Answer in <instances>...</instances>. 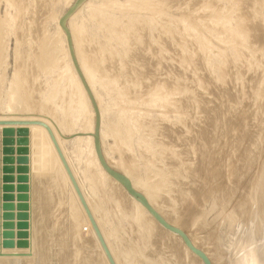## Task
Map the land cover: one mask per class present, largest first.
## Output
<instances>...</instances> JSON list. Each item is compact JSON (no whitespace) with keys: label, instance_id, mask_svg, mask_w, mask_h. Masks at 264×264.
I'll list each match as a JSON object with an SVG mask.
<instances>
[{"label":"rangeland","instance_id":"rangeland-1","mask_svg":"<svg viewBox=\"0 0 264 264\" xmlns=\"http://www.w3.org/2000/svg\"><path fill=\"white\" fill-rule=\"evenodd\" d=\"M65 1L67 0H0V122L8 120L7 118L13 115L8 112L6 106L8 102V95L11 92H14V88L15 92L16 90L18 91V97H21L22 100H20V108H24L25 111L27 110L26 112H28L29 109L28 113L24 114L23 110L22 112L17 113L18 118H20L21 121L31 117L39 119L41 115L36 112V110L39 111L40 107L45 106V109H47L48 105L51 108H55L54 110L56 112L59 111L57 112V115L61 120L64 115V113L62 115V109L65 106L66 108L63 110H68V107L71 108V102L74 97L72 94L73 90L67 83H65V81L67 82L66 78L68 74L64 73L65 68H68V61L65 58L63 59V54L58 50L59 48H57L58 45L56 46L52 42H47L48 44L45 42V45L42 46L44 41H41L43 40V37L49 38L48 36L51 37L54 35L57 31V26H59L60 18L77 0H70L72 3L70 2L71 4L68 7H65V4L69 3V0L67 2ZM87 1L88 0H83L81 5L85 4ZM148 1L149 0H142L137 4L139 7L143 8H138L137 5L135 8V4L132 5L133 8H130L129 6L127 7V0H89L90 5L94 8L96 7V10L89 14L87 12L88 10L84 7L78 16V22H81L80 24H82L83 30H81L83 33H81L83 40L81 43H83L85 48H82L85 52L83 54L85 57L87 55V61L89 56L90 58L92 57L91 60L93 58L96 59H93V62L89 59V62L92 65L89 62L88 63L91 65H89L90 68H92L95 63L92 71L95 73L93 77L96 91L101 100L102 106L107 110L105 123L109 126L107 131L108 136H106L105 139L103 138V141L101 142L103 146L100 144L103 148V152L110 160L116 161L117 163L119 161L122 168H126L127 166L128 170H131V173H133V179L140 182V184H145V186L149 187L148 189H152V192L154 191L156 195L159 194L158 201L162 200L161 203H164L162 208L164 210L166 209V212L169 213L173 210L171 213L172 215L167 214L172 216V219L175 218V221L178 216L177 223L179 222L184 231H187L188 229L189 235L196 241L198 246L201 247V245L198 244L201 243V248L203 250L206 248L207 252L211 246L212 249L214 248V250L210 249L208 253L211 254L210 256L213 259H217L218 261L219 259L221 260L220 263L217 260L214 261V264H221V262L222 264H232L238 257L240 258L237 260L241 259L240 261L246 262L243 264H264V33H262L264 31V0H179L180 2L178 0H174L175 2L172 0H150L152 1H149L150 3ZM230 1H232L233 4ZM144 2H146V4H143ZM43 5L44 7H41ZM81 5L79 7H81ZM117 5H120V7ZM142 5H145V7ZM245 5L248 6L246 7ZM146 7L149 8L146 10ZM161 8L164 10H161ZM234 8L237 9L235 10ZM125 9H129L131 13L129 10L125 11ZM136 9L137 13H135ZM161 11H163V13ZM240 13L243 14L241 15ZM194 14H196V16H194ZM190 15L193 19H191ZM53 16L58 17L57 23L55 22V18ZM181 16H186L187 18L183 17L184 19H182ZM225 19L228 21H225ZM259 20L261 25L260 22H258ZM37 21H39L41 25ZM190 21H193L194 25ZM180 22L183 25H180ZM227 24L229 25V29ZM102 25L105 26L103 27ZM255 25H257V27H255ZM195 26L196 28L194 29L197 32L194 31V29L190 30V28ZM157 27L159 29H157ZM15 28L18 29L16 30ZM239 33L242 34L241 38ZM83 35L85 36L83 37ZM106 41L110 42L108 43ZM49 44H52V47ZM53 44L55 45V48ZM141 44L146 48H144ZM146 44H149L147 45L148 47ZM185 45L187 47H185ZM91 48H93V50H91ZM52 49L54 53L51 52ZM106 49H108V51ZM39 51L40 53H45H41L43 54V63L41 64L38 62V65L36 62L38 61L37 58H39V55L42 56ZM132 53L134 55H132ZM94 54L96 56H94ZM68 57L71 63L69 53ZM104 58L108 60H105ZM112 58H114L113 61H111ZM200 59L203 60L204 63ZM51 64H53V66ZM17 65H21V67L19 66L21 70L17 67ZM187 65L188 67H186ZM96 66L98 70L96 69ZM228 67H231V69ZM98 72H100V75ZM114 72L117 74L115 75ZM251 72L252 74H250ZM228 73H230V75ZM36 74L38 75L36 76L37 78L34 77ZM61 74L63 77H59ZM104 75L106 77H109L110 75L111 78H106ZM260 75H262L263 78H260ZM186 76L190 77L187 78ZM131 77L134 78L132 79ZM166 77L168 79H166ZM32 78L33 80H31ZM129 79H131L134 83H132L131 80L129 81ZM38 83L40 84L37 85ZM216 83L219 84L217 85ZM107 84L108 86H106ZM63 85L68 86L63 87ZM39 86L42 89H40ZM126 88L127 90H125ZM155 88H157V90ZM252 88H254V90ZM36 89L37 92L38 90L39 92L41 90V93L36 94ZM218 89L220 91H218ZM65 90L68 94L66 95L67 99L66 97L64 98ZM121 90L124 93H122ZM57 91H59V93L52 98L53 100L50 99L48 101L47 99V102L44 104L46 98L52 96V93ZM247 93L250 94L247 95ZM34 95L37 96V99ZM25 97L29 100H25ZM70 97L72 99H70ZM173 103L174 107L172 105ZM40 104H43L44 106H41ZM72 115L75 116V113H72ZM87 116V114L79 116L77 123H80L82 119ZM261 117L263 121H261ZM13 128L14 127H11L10 130H0V264H73L74 262V264H102L101 262L103 261L99 258L98 252L95 250L96 247L94 248L95 245L90 242L91 240L88 236L89 231H86V226H82V222H77L78 217L80 218V216H78L79 214L77 212L76 213L78 215H76L75 211L71 208L73 207V204L71 205L72 202L69 200L70 195L68 190L63 188L65 186H63L62 180L54 174L53 175L56 178L52 176V179L54 178L52 182L49 179L51 174L49 175L50 172L48 171L46 165L48 160L46 155L41 154V152L44 153L42 151L43 140L38 137V140L37 138H34V142H32L33 140H30L29 133L27 131L20 130L19 128L13 130ZM114 129H116V131L118 130L117 133L120 135L117 134ZM159 133L161 134L159 135ZM257 133L261 135H258ZM74 138L75 135H70L68 139L65 138V152L73 165V168H75V170L77 169L76 171L78 173L79 180L82 181L85 192L90 193V189H96V186H94L92 182L88 181L89 172L91 171V166L87 164V160H85L88 158V149H85V143L77 144ZM38 142L41 143L39 144ZM43 158L45 160H43ZM133 161L135 163H133ZM172 162L174 163L172 164ZM133 166H135V168ZM54 180H57L56 183ZM51 183L52 186L50 185ZM102 183L101 188H97V191H95L96 195L93 199L96 203H98V209L100 210L101 208L102 210H98V215L103 218V230L105 232H109V243L115 252H118V255L120 254L119 251L121 252L119 255L120 257H118L119 259L121 258L120 260L123 261H121L123 264L125 261H129V264H157V262L158 264H173V261L175 264H184V261L185 264H196V262L192 260L191 257L186 255L184 251V253H181L182 249L170 236L168 237L163 235V237H158L162 234L154 232V229H151L152 233L149 232L148 234L146 229L140 231V229L136 227V224H133V221L128 217H124V219V208L122 209L124 205L120 204V207L118 205V203L122 202V197L119 196L118 193L111 192V189L105 185V181ZM55 185H57L56 188L58 187L59 191L55 188ZM154 188L157 191L153 190ZM100 189L102 191H100ZM115 194L117 197H120L118 200L117 197L114 196ZM117 201L119 202L117 203ZM261 201L263 203H261ZM161 203L159 202L160 206ZM184 203L187 207H185L186 205ZM67 205L71 206L68 207ZM112 208L114 210H112ZM99 213H101V215ZM186 213L189 214L186 215ZM65 214L67 217L64 216ZM74 215L78 216L76 217L77 220ZM195 216H197V218ZM232 218L234 220H232ZM199 220L200 225L198 223ZM189 222L192 223L189 224ZM194 222H197V224ZM182 224L185 225V227ZM194 225L198 226L196 227ZM135 231L139 232V234H136ZM141 233L145 236L143 237ZM155 233L158 235L156 237L159 242L156 240ZM191 234H198L196 235L198 237L202 236L200 237L201 239H199L196 238L195 235L193 236ZM85 235L89 238H86ZM165 238L170 239L168 241ZM86 240L90 241L87 242ZM144 241L146 242L144 243ZM169 242H171V245L172 242L175 244L177 243V246L173 243L174 246L171 248ZM235 252H237V255ZM255 253H258V255ZM216 254L219 259L216 256H213ZM234 254L235 256H233ZM244 254L247 255L248 261L242 260L246 259ZM176 255L178 256L177 259L175 258L177 257ZM220 255H222V257H220ZM249 255L250 257H253V259L250 258ZM231 257H236V259ZM190 260L194 262H190Z\"/></svg>","mask_w":264,"mask_h":264},{"label":"bare ground","instance_id":"bare-ground-1","mask_svg":"<svg viewBox=\"0 0 264 264\" xmlns=\"http://www.w3.org/2000/svg\"><path fill=\"white\" fill-rule=\"evenodd\" d=\"M41 1V0H40ZM42 1H44V0H42ZM45 1H47V0H45ZM59 1V0H58ZM64 1V0H63ZM68 1V0H67ZM67 1H65V2H67ZM140 1H142V0H139V1H135V0H127V7L129 6L130 8H133V6L132 5H134V7L140 2ZM144 1H147V0H144ZM150 1V0H149ZM148 1V2H149ZM153 1V0H152ZM152 1H150V2H152ZM172 1H174V0H172ZM171 1V2H172ZM179 1V0H178ZM186 1V0H185ZM205 1V0H204ZM227 1H229V0H227ZM227 1H225V2H227ZM240 1V0H239ZM261 1V0H260ZM72 3V1H70L69 0V3H67V4H65V7L67 6H69L71 3ZM147 2V3H148ZM149 2V3H150ZM161 2V1H160ZM175 2V1H174ZM173 2V3H174ZM180 2V1H179ZM224 2V1H223ZM231 3H232V1H230ZM235 2V1H234ZM242 2V1H241ZM249 2V1H248ZM53 3V2H52ZM109 3V2H108ZM113 3V2H112ZM170 3V2H169ZM168 3V4H169ZM228 3V2H227ZM237 3V2H236ZM263 3V2H262ZM125 4V3H124ZM143 4H146V2H144ZM155 4H157V3H155ZM161 4V3H160ZM233 4V3H232ZM246 4V3H245ZM247 4H249V3H247ZM101 5V4H100ZM104 5V4H103ZM106 5V4H105ZM113 5H116V4H113ZM140 5V4H139ZM164 5V4H163ZM173 5V4H172ZM181 5V4H180ZM226 5V4H225ZM112 6V5H111ZM118 6V5H117ZM125 6V5H124ZM138 6V5H137ZM136 6V7H137ZM142 6H144L145 7V5H142ZM147 6H148V4H147ZM150 6H152V5H150ZM159 6H162V5H159ZM165 6V5H164ZM182 6V5H181ZM232 6V5H231ZM246 6V5H245ZM248 6V5H247ZM246 6V7H247ZM258 6V5H257ZM263 6V5H262ZM41 7H44V5L43 6H41ZM86 8V10H88L87 12L90 14L92 11H95L96 10V7L94 8V7H92L91 5H90V3H89V0L85 3V4H83V5H81V7H79L76 11H75V13H73V15H71L70 17H69V19H68V21H67V28H68V30H69V32H70V34H71V38H72V42H73V48H74V51H75V56H76V59H77V62H78V64H79V68H80V70H81V72H82V74H83V77H84V79H85V81L87 82V85L89 86V89L91 90V93L93 94V96H94V98H95V101H96V103H97V106H98V108H99V112H100V130H99V139H100V144H101V142L103 141V138L105 139V137L106 136H108L107 135V131H108V128H109V126L105 123V117H106V109L102 106V104H101V100H100V98H99V96H98V93H97V91H96V87H95V82H94V77H93V75L95 74L94 73V71H92L93 69V66L95 65V63H94V65L92 66V68H90V66L92 65L90 62H89V59L91 60V58H90V56L88 57L89 59H88V61L86 60L87 59V55H86V57L84 56V54L83 53H85L84 52V50H82V48H84V45H83V43H81V42H83V40H82V32H81V30H82V24H80L79 22H78V16L80 15V13H81V11H82V9L83 8ZM103 7V6H102ZM105 7V6H104ZM109 7H110V5H109ZM108 7V8H109ZM118 7H120V5L118 6ZM135 7V8H136ZM173 7H174V5H173ZM238 7V6H237ZM240 7H242V6H240ZM246 7H245V9H246ZM98 8H99V6H98ZM106 8V7H105ZM111 8V7H110ZM138 8H143V7H139L138 6ZM137 8V9H138ZM149 8V7H148ZM147 7L145 8L146 10L148 9ZM157 8H158V5H157ZM156 8V9H157ZM160 8V7H159ZM164 8V7H163ZM163 8H161V10H164ZM166 8V7H165ZM193 8V7H192ZM209 8V7H208ZM226 8V7H225ZM231 8V7H230ZM258 8V7H257ZM33 9V8H32ZM100 9H102V8H100ZM137 9H136V12L135 13H137ZM152 9V8H151ZM154 9H155V7H154ZM171 9V8H170ZM175 9H177V8H175ZM189 9H191V8H189ZM203 9V8H202ZM235 10L237 9V8H234ZM238 9H240V8H238ZM244 9V10H245ZM263 9V8H262ZM46 10H47V7H46ZM106 10V9H105ZM127 10H129V9H127ZM126 9H125V11H127ZM135 10V9H134ZM139 10V9H138ZM142 10V9H141ZM159 10V9H158ZM192 10V9H191ZM230 10V9H229ZM98 11V10H97ZM117 11V10H116ZM119 11V10H118ZM130 11V10H129ZM193 11V10H192ZM207 11V10H206ZM221 11V10H220ZM224 11V10H223ZM252 11V10H251ZM260 11V10H259ZM26 12V11H25ZM43 12V11H42ZM47 12V11H46ZM100 12V11H99ZM123 12V11H122ZM159 12V11H158ZM157 12V13H158ZM162 13H163V11H161ZM199 12V11H198ZM216 12V11H215ZM229 12V11H228ZM241 12V11H240ZM248 12V11H247ZM130 13H131V11H130ZM140 13H142V12H140ZM182 13V12H181ZM184 13V12H183ZM211 13H213V12H211ZM225 13V12H224ZM47 14V13H46ZM161 14V13H160ZM180 14V13H179ZM191 14H192V12H191ZM198 14V13H197ZM230 14V13H229ZM241 14V13H240ZM243 14V13H242ZM241 14V15H242ZM250 14V13H249ZM260 14V13H259ZM44 15H45V13H44ZM43 15V16H44ZM154 15V14H153ZM182 15V14H181ZM211 15V14H210ZM213 15V14H212ZM216 15H217V13H216ZM215 15V16H216ZM226 15V14H225ZM228 15V14H227ZM34 16V15H33ZM50 16H52V15H50ZM138 16V15H137ZM156 16V15H155ZM191 16V15H190ZM194 16H196V14H194ZM207 16V15H206ZM238 16V15H237ZM249 16V15H248ZM255 16V15H254ZM39 17V16H38ZM42 17V16H41ZM49 17V16H48ZM54 17V16H53ZM52 17V18H53ZM151 17H153V16H151ZM182 17V16H181ZM183 17H186V16H183ZM182 17V19H184ZM211 17V16H210ZM219 17V16H218ZM251 17V16H250ZM30 18V17H29ZM55 19V22L57 23V21H58V17H54ZM89 18V17H88ZM157 18V17H156ZM165 18V17H164ZM163 18V19H164ZM187 18V17H186ZM196 18V17H195ZM227 18V17H226ZM239 18V17H238ZM262 18V17H261ZM44 19H46V18H44ZM89 19H91V18H89ZM191 19H193L192 18V16H191ZM190 19V20H191ZM210 19H213V18H210ZM218 19H220V18H218ZM224 19V18H223ZM47 20V19H46ZM96 20H97V18H96ZM206 20V19H205ZM230 20V19H229ZM246 20V19H245ZM249 20H251V19H249ZM98 21V20H97ZM96 21V22H97ZM162 21V20H161ZM183 21V20H182ZM188 21H189V17H188ZM214 21V20H213ZM216 21H217V19H216ZM225 21H228V20H226L225 19ZM254 21V20H253ZM38 23H39V21H37ZM36 22V23H37ZM95 22V21H94ZM125 22V21H124ZM165 22V21H164ZM167 22V21H166ZM186 22V21H185ZM191 22V21H190ZM203 22V21H202ZM208 22V21H207ZM220 22H221V20H220ZM255 22V21H254ZM258 22H260V20L258 21ZM192 24H193V21L191 22ZM191 23H190V26H191ZM247 23V22H246ZM252 23V22H251ZM40 24V23H39ZM96 24V23H95ZM100 24V23H99ZM98 24V25H99ZM105 24V23H104ZM179 24V23H178ZM182 23L180 22V25H181ZM187 24H189V23H187ZM205 24V23H204ZM210 24V23H209ZM224 24H225V22H224ZM240 24V23H239ZM255 24H257V23H255ZM41 25V24H40ZM138 25V24H137ZM174 25V24H173ZM183 25V24H182ZM194 25V24H193ZM195 25H197V24H195ZM218 25H219V22H218ZM228 25V24H227ZM226 25V26H227ZM236 25V24H235ZM243 25V24H242ZM257 25H259V24H257ZM257 25H255V27H257ZM260 25H261V22H260ZM264 25V24H263ZM103 27L105 26V25H102ZM108 26H109V23H108ZM136 26V25H135ZM166 26V25H165ZM221 26H222V24H221ZM140 27H141V25H140ZM176 27V26H175ZM187 27L189 28V26L187 25ZM208 27V26H207ZM244 27V26H243ZM13 28V27H12ZM108 28V27H107ZM121 28V27H120ZM137 28V27H136ZM163 28V27H162ZM178 28H179V26H178ZM177 28V29H178ZM194 28H196V26L195 27H192V28H190V30H192V29H194ZM199 28V27H198ZM209 28V27H208ZM215 28H217V27H215ZM236 28V27H235ZM258 28H260V27H258ZM257 28V29H258ZM16 30L18 29V28H15ZM41 29V28H40ZM103 29V28H102ZM118 29V28H117ZM133 29V28H132ZM157 29H159L158 27H157ZM164 29V28H163ZM185 29V28H184ZM228 29H229V25H228ZM231 29V28H230ZM238 29V28H237ZM249 29V28H248ZM251 29V28H250ZM257 29H255V30H257ZM25 30V29H24ZM37 30V29H36ZM104 30V29H103ZM125 30V29H124ZM165 30V29H164ZM178 30H180V29H178ZM219 30V29H218ZM225 30V29H224ZM83 31V30H82ZM109 31V30H108ZM122 31V30H121ZM142 31V30H141ZM141 31H139V32H141ZM194 31H196L195 29H194ZM193 31V32H194ZM235 31V30H234ZM243 31V30H242ZM253 31V30H252ZM259 31V30H258ZM261 31V30H260ZM23 32V31H22ZM36 32V31H35ZM40 32V31H39ZM107 32V31H106ZM116 32V31H115ZM123 32V31H122ZM158 32H159V30H158ZM163 32V31H162ZM162 32H161V34H162ZM197 32V31H196ZM232 32V31H231ZM230 32V33H231ZM237 32V31H236ZM254 32V31H253ZM252 32V33H253ZM255 32H257V31H255ZM17 33V32H16ZM25 33V32H24ZM82 33V34H81ZM118 33V32H117ZM136 33V32H135ZM142 33V32H141ZM190 33H192V32H190ZM227 33H228V30H227ZM235 33V32H234ZM242 33V32H241ZM258 33V32H257ZM262 33H264V31L262 32ZM40 34V33H39ZM129 34V33H128ZM132 34V33H131ZM139 34V33H138ZM193 34V33H192ZM195 34V33H194ZM240 34V33H239ZM249 34V33H248ZM42 35V34H41ZM122 35V34H121ZM141 35V34H140ZM144 35H145V33H144ZM186 35V34H185ZM188 35V34H187ZM190 35V34H189ZM241 35L242 34H240V38H241ZM253 35H254V33H253ZM264 35V34H263ZM85 35H83V37H84ZM153 36V35H152ZM163 36H165V35H163ZM170 36V35H169ZM196 36V35H195ZM26 37V36H25ZM39 37V36H38ZM43 37V36H42ZM49 38H46V37H43V40H41L40 38V40L41 41H44V44L42 45V46H44L45 45V42L47 43V42H52V43H54L56 46L58 45V47L57 48H59L58 50L63 54V59L65 58V59H67V61H68V68H65V70H64V73L66 74H68V76H67V78H66V80H67V82L65 81V83H67L68 85H69V87H71L72 88V94H73V100H72V105H71V108L70 107H68V110H63L64 108H66V106L64 107V105H63V109H62V115H63V113H64V117L62 116V118H61V120L59 119V117H58V113L57 112H59V111H55L54 109L55 108H51V107H49V105H48V107H47V109H45V107H40L39 108V111L38 110H36V112H38L40 115H41V117L39 118V119H35V118H33V117H31V118H28V119H26V120H22L21 121V119L20 118H18V114L17 113H20V112H22V110L24 111V114L25 113H28L29 112V109H28V112H26L25 110H24V108L23 109H21L20 107H21V105H20V102L22 101L21 100V97L19 98L18 97V91L16 90V92H15V88H14V92H11L9 95H8V99H7V109H8V112L9 113H11V114H13L11 117H9V118H7L8 120H4V122H0V123H13V122H18V123H30L31 125H26V126H24V127H22V126H6V125H3V126H0V130H3V129H5V130H10V128L11 127H14L13 128V130L14 129H20V130H24V131H27L28 133H29V137H30V140L32 141V142H34V138H37V140L39 139L38 137H40L42 140H43V149H42V151L44 152V153H42L41 152V154L42 155H46V157H47V169H48V171L50 172H48L49 173V175L51 174V177L49 178L50 179V181L52 182L53 181V179L54 178H56L54 175H56V176H58L61 180H62V182H63V186H65V187H63V188H66L67 190H68V193H69V195H70V201L72 202L71 203V205L73 206V207H71L72 209H73V211H75V213H76V215H78V216H80V218L78 217V216H76V215H74L75 216V219H76V217H78V221L77 222H82V226H86V231L88 230L89 232H88V236L90 237V240H88V241H90L91 242V244L93 243L95 246H94V248L96 247V251L98 252V256H99V258H101L102 260L101 261H103V262H101L102 264H108V261L106 260V258H105V255H104V252H103V250H102V248H100L101 246L99 245L98 246V241H97V239H96V237H95V234H93L92 233V231L93 230H91L92 229V227H91V225H90V223H89V221H87L88 219H87V217H86V215H85V213H84V211H83V208H82V206H81V204H80V202H79V200H78V198H77V196H76V194H75V192H74V190H73V188H72V186H71V184H70V181H69V179H68V177H67V175H66V173H65V171H64V169H63V167H62V165H61V162H60V160H59V157H58V155H57V152H56V150H55V148H54V146H53V143H52V141H51V138H50V136H49V134H48V132H47V130L42 126V125H45L46 127H48L49 129H50V131H51V133H52V135H53V137H54V139H55V141H56V143H57V145H58V148L60 149V151H61V153H62V155H63V157H64V159H65V161H66V163H67V165H68V167H69V169H70V171H71V173H72V175H73V177H74V179H75V181H76V183H77V185H78V187H79V190L81 191V194L83 195V198H84V200H85V202H86V204H87V207L89 208V211L91 212V215H92V217H93V219H94V221H95V223H96V225H97V227H98V229H99V231H100V233H101V235H102V237H103V240H104V242H105V244H106V246H107V248H108V250H109V252H110V254H111V256H112V258H113V261L115 262V264H123L122 262V260H120L119 259V255L121 254V252L119 251V255H118V252H115V250L113 249V247L110 245V243H109V236H110V234H109V232H105L104 230H103V225H104V221H103V218L101 217V216H99L98 215V203H96L95 201H94V199H93V197L96 195V193H95V191H97V188L99 189V188H101V185L103 184L102 182L103 181H105V185H107V187H109V189H111V192H113V193H118L119 194V196H121L122 198V202H120V203H118L119 201H120V199H119V201H117V203H118V205H119V207H120V204L121 205H124L123 207H122V209H123V213H124V215L125 216H123V218L125 217H128L130 220H132L133 221V224L135 223L136 224V227L138 228V229H140V231L141 230H144V229H146L147 230V233L149 234V232L150 233H152V230L154 229V232H158L159 234H162V235H156V233H155V237L156 236H158V237H163V235H166V236H170L171 238H173L174 240H175V242H177L178 243V246H180V248L182 249V252L181 253H184L185 252V254L186 255H188L189 257H191V259L192 260H194L195 262H196V264H203L202 262H201V260L199 259V258H197L196 256H194L193 254H191L188 250H187V248L183 245V243H182V241H181V239L180 238H178L177 236H175V235H173V234H171V233H169V232H167V231H165V230H163L154 220H153V218L144 210V208L140 205V203L139 202H137L136 200H134L133 198H131L126 192H125V190L123 189V187H121V185L118 183V182H116L115 180H113L112 178H110L104 171H103V169L101 168V166H100V164H99V162H98V160H97V157H96V154H95V151H94V146H93V139H92V137H91V135L93 134V112H92V110H91V107H90V104H89V101H88V99H87V96H86V94H85V92H84V90H83V88H82V86H81V83H80V81H79V79H78V77L76 76V74H75V72H74V70H73V68H72V66H71V63H70V60H69V57H68V53H67V49H66V43H65V38H64V35H63V33L61 32V30H60V28H59V26H57V31L54 33V35L53 36H48ZM141 37H143V36H141ZM171 37V36H170ZM192 37V36H191ZM249 37V36H248ZM126 38H127V36H126ZM144 38V37H143ZM166 38V37H165ZM237 38H239V37H237ZM106 39V38H105ZM131 39V38H130ZM146 39V38H145ZM161 39V38H160ZM235 39V38H234ZM243 39H244V37H243ZM259 39V38H258ZM31 40V39H30ZM39 40V41H40ZM85 40H86V38H85ZM125 40V39H124ZM155 40V39H154ZM165 40V39H164ZM174 40V39H173ZM181 40V39H180ZM185 40V39H184ZM238 40H240V39H238ZM246 40H248V39H246ZM89 41V40H88ZM133 41V40H132ZM162 41V40H161ZM168 41V40H167ZM242 41V40H241ZM23 42V41H22ZM106 42H110V41H106ZM134 42L136 43V41L134 40ZM147 42V41H146ZM157 42V41H156ZM162 42H164V41H162ZM188 42V41H187ZM186 42V43H187ZM200 42V41H199ZM198 42V43H199ZM238 42V41H237ZM84 43H85V41H84ZM93 43V42H92ZM98 43V42H97ZM113 43V42H112ZM126 43V42H125ZM158 43V42H157ZM176 43V42H175ZM203 43H204V41H203ZM235 43V42H234ZM240 43H242V42H240ZM239 43V44H240ZM246 43V42H245ZM40 44V43H39ZM48 44V43H47ZM53 44V46H54V48H55V45ZM134 44V43H133ZM163 44H165V43H163ZM184 44V43H183ZM194 44V43H193ZM247 44V43H246ZM254 44V43H253ZM22 45V44H21ZM49 45H51V47H52V44H49ZM83 45V46H82ZM88 45V44H87ZM90 45H92V44H90ZM95 45V44H94ZM116 45V44H115ZM142 45V44H141ZM140 45V46H141ZM147 45H149V44H146V46ZM179 45V44H178ZM201 45H203V44H201ZM236 45V44H235ZM241 45V44H240ZM249 45V44H248ZM247 45V46H248ZM41 46V47H42ZM144 48H146L144 45H142ZM156 46V45H155ZM163 46V45H162ZM198 46H200V45H198ZM205 46V45H204ZM237 46V45H236ZM239 46V45H238ZM241 46H243V45H241ZM30 47V46H29ZM34 47H35V45H34ZM48 47V46H47ZM89 47V46H88ZM127 47V46H126ZM148 47V46H147ZM152 47V46H151ZM151 47H150V49H151ZM164 47V46H163ZM174 47V46H173ZM185 47H187L186 45H185ZM192 47V46H191ZM258 47V46H257ZM44 48H46V47H44ZM56 48V49H57ZM95 48V47H94ZM110 48V47H109ZM142 48V47H141ZM179 48H180V46H179ZM200 48V47H199ZM246 48V47H245ZM250 48V47H249ZM261 48V47H260ZM39 49V48H38ZM43 49V48H42ZM42 49H40V50H42ZM47 49V48H46ZM55 49V50H56ZM85 49V48H84ZM134 49V48H133ZM139 49V48H138ZM149 49V50H150ZM154 49V48H153ZM191 49V48H190ZM248 49V48H247ZM255 49H257V48H255ZM35 50V49H34ZM44 50V49H43ZM91 50H93V48H91ZM100 50V49H99ZM107 51H108V49H106ZM114 50V49H113ZM136 50V49H135ZM146 50V49H145ZM166 50V49H165ZM253 50V49H252ZM45 51V50H44ZM49 51H51V50H49ZM58 51V52H59ZM116 51V50H115ZM124 51H126V50H124ZM130 51V50H129ZM129 51H127V52H129ZM139 51H141V50H139ZM190 51V50H189ZM193 51V50H192ZM264 51V50H263ZM51 52H53V49H52V51ZM56 52V51H55ZM93 52H95V51H93ZM100 52V51H99ZM132 52V51H131ZM147 52H149V51H147ZM153 52V51H152ZM152 52H150V53H152ZM159 52V51H158ZM203 52H205V51H203ZM236 52V51H235ZM254 52V51H253ZM38 53V52H37ZM39 53H40V51H39ZM41 53H45V52H41ZM40 53V54H41ZM54 53V52H53ZM92 53V52H91ZM112 53V52H111ZM113 53H114V51H113ZM124 53H126V52H124ZM142 53V52H141ZM178 53V52H177ZM182 53V52H181ZM180 53V54H181ZM88 54H90V53H88ZM104 54V53H103ZM147 54V53H146ZM179 54V53H178ZM250 54V53H249ZM42 56H38L39 58H37L38 59V61H36L37 62V64L39 65V63H43V59H42V57H43V54H41ZM45 55V54H44ZM54 55V54H53ZM101 55V54H100ZM99 55V56H100ZM127 55V54H126ZM132 55H134L133 53H132ZM197 55H199V54H197ZM203 55V54H202ZM206 55V54H205ZM244 55H246V54H244ZM251 55V54H250ZM32 56H34V55H32ZM48 56V55H47ZM55 56V55H54ZM94 56H96L95 54H94ZM98 56V55H97ZM112 56V55H111ZM140 56V55H139ZM147 56H148V54H147ZM162 56V55H161ZM186 56V55H185ZM223 56V55H222ZM253 56V55H252ZM25 57H26V55H25ZM106 57V56H105ZM110 57V56H109ZM181 57H182V55H181ZM193 57V56H192ZM34 58V57H33ZM36 58V57H35ZM96 58V57H95ZM99 58H101V57H99ZM103 58V57H102ZM121 58V57H120ZM135 58V57H134ZM140 58V57H139ZM157 58V57H156ZM166 58V57H165ZM179 58H180V56H179ZM178 58V59H179ZM183 58V57H182ZM181 58V59H182ZM243 58H245V57H243ZM261 58V57H260ZM26 59V58H25ZM59 59V58H58ZM94 59V58H93ZM92 59V60H93ZM105 59V58H104ZM110 59V58H109ZM113 59L114 58H112L111 59V61H113ZM116 59V58H115ZM228 59V58H227ZM246 59V58H245ZM16 60H17V58H16ZM20 60V59H19ZM18 60V61H19ZM91 60V62H93ZM94 60H96V59H94ZM98 60V59H97ZM99 60H101V59H99ZM105 60H108V59H105ZM157 60V59H156ZM164 60H166V59H164ZM192 60V59H191ZM201 60V59H200ZM199 60V61H200ZM224 60V59H223ZM249 60V59H248ZM264 60V59H263ZM202 62H203V60H201ZM225 61V60H224ZM227 61V60H226ZM258 61V60H257ZM29 62V61H28ZM39 62V63H38ZM53 62V61H52ZM91 64H89V63ZM97 62V61H96ZM144 62V61H143ZM154 62V61H153ZM161 62V61H160ZM184 62H186V61H184ZM192 62V61H191ZM196 62V61H195ZM208 62V61H207ZM232 62V61H231ZM235 62V61H234ZM251 62V61H250ZM46 63V62H45ZM48 63V62H47ZM51 63V62H50ZM61 63H62V61H61ZM98 63V62H97ZM114 63V62H113ZM204 63V62H203ZM202 63V64H203ZM225 63V62H224ZM228 63V62H227ZM22 64V63H21ZM32 64V63H31ZM58 64H60V63H58ZM190 64V63H189ZM27 65V64H26ZM49 65V64H48ZM52 66H53V64H51ZM62 65V64H61ZM90 65V66H89ZM100 65V64H99ZM105 65V64H104ZM107 65H108V63H107ZM115 65V64H114ZM186 65V64H185ZM196 65V64H195ZM229 65V64H228ZM232 65H234V64H232ZM250 65H252V64H250ZM264 65V64H263ZM263 65H261V66H263ZM20 67H21V65H19ZM19 66L17 65V67L19 68ZM29 66V65H28ZM27 66V67H28ZM31 66V65H30ZM125 66V65H124ZM169 66V65H168ZM180 66V65H179ZM198 66H199V64H198ZM202 66V65H201ZM206 66V65H205ZM60 67V66H59ZM110 67V66H109ZM112 67H114V66H112ZM186 67H188V65L186 66ZM233 67V66H232ZM259 67V66H258ZM31 68L33 69V67L31 66ZM41 68V67H40ZM43 68V67H42ZM45 68V67H44ZM58 68V67H57ZM111 68V67H110ZM109 68V69H110ZM157 68V67H156ZM182 68V67H181ZM191 68V67H190ZM202 68H203V66H202ZM207 68V67H206ZM229 68V67H228ZM17 69V68H16ZM20 70H21V68H19ZM30 69V68H29ZM31 69V70H32ZM51 69H52V67H51ZM96 69H97V66H96ZM101 69V68H100ZM104 69V68H103ZM108 69V70H109ZM114 69V68H113ZM124 69V68H123ZM133 69V68H132ZM200 69V68H199ZM221 69V68H220ZM229 69H231V67L229 68ZM233 69V68H232ZM263 69H264V67H263ZM38 70V69H37ZM98 70V69H97ZM111 70V69H110ZM126 70V69H125ZM159 70V69H158ZM179 70V69H178ZM177 70V71H178ZM196 70V69H195ZM223 70V69H222ZM237 70V69H236ZM261 70H262V68H261ZM19 71V70H18ZM36 71V70H35ZM104 71H107V70H104ZM113 71V70H112ZM121 71L123 72V70L121 69ZM185 71V70H184ZM192 71V70H191ZM227 71H228V69H227ZM43 72V71H42ZM194 72V71H193ZM19 73H21V72H19ZM19 73H18V75H19ZM28 73V72H27ZM100 72H98V74H99ZM107 73V72H106ZM109 73H110V71H109ZM108 73V74H109ZM115 73V72H114ZM183 73V72H182ZM191 73V72H190ZM200 73H202V72H200ZM204 73V72H203ZM259 73V72H258ZM34 74H35V72H34ZM37 74H39V73H37ZM35 75L34 77H36V76H38V75ZM117 73H115V75H116ZM160 74V73H159ZM227 74V73H226ZM229 75H230V73H228ZM236 74V73H235ZM250 74H252V72L250 73ZM255 74V73H254ZM16 75V74H15ZM31 75V74H30ZM46 75V74H45ZM100 75V74H99ZM98 75V76H99ZM101 75H102V73H101ZM113 75V74H112ZM189 75V74H188ZM191 75V74H190ZM206 75V74H205ZM224 75V74H223ZM233 75V74H232ZM17 76V75H16ZM20 76H22V75H20ZM29 76V75H28ZM59 76V75H58ZM97 76V77H98ZM105 76V75H104ZM175 76V75H174ZM185 76V75H184ZM207 76V75H206ZM261 77L260 78H263L262 77V75H260ZM15 77V76H14ZM59 77H63L62 76V74H61V76H59ZM100 77H102V76H100ZM106 77V76H105ZM108 77V76H107ZM106 77V78H107ZM109 77H110V75H109ZM108 77V78H109ZM114 77V76H113ZM179 77V76H178ZM187 77V76H186ZM185 77V78H186ZM188 77H190V76H188ZM187 77V78H188ZM199 77V76H198ZM204 77V76H203ZM229 77H231V76H229ZM259 77V76H258ZM18 78H19V76H18ZM17 78V79H18ZM21 78V77H20ZM29 78V77H28ZM37 78V77H36ZM53 78V77H52ZM55 78V77H54ZM56 78H57V76H56ZM111 78V77H110ZM132 78V77H131ZM134 78V77H133ZM132 78V79H133ZM136 78H137V76H136ZM144 78V77H143ZM201 78V77H200ZM60 79V78H59ZM148 79V78H147ZM166 79H168L167 77H166ZM182 79V78H181ZM192 79H193V77H192ZM204 79V78H203ZM234 79V78H233ZM232 79V80H233ZM255 79V78H254ZM253 79V80H254ZM16 80V79H15ZM29 80V79H28ZM31 80H33V78L31 79ZM54 80V79H53ZM57 80V79H56ZM97 80V79H96ZM106 80V79H105ZM112 80V79H111ZM131 79H129V81H130ZM139 80V79H138ZM186 80V79H185ZM188 80V79H187ZM202 80V79H201ZM212 80V79H211ZM219 80H220V77H219ZM229 80V79H228ZM132 81V80H131ZM192 81V80H191ZM205 81V80H204ZM225 81V80H224ZM251 81V80H250ZM258 81V80H257ZM39 82V81H38ZM100 82V81H99ZM102 82V81H101ZM107 82V81H106ZM112 82H113V80H112ZM126 82H127V78H126ZM141 82V81H140ZM186 82V81H185ZM214 82H215V80H214ZM219 82V81H218ZM33 83V82H32ZM103 83V82H102ZM132 83H134L133 81H132ZM131 83V84H132ZM137 83V82H136ZM188 83V82H187ZM224 83V82H223ZM232 83V82H231ZM252 83V82H251ZM13 84V83H12ZM35 84V83H34ZM40 83H38L37 85H39ZM104 84V83H103ZM112 84V83H111ZM111 84H110V86H111ZM116 84V83H115ZM195 84V83H194ZM208 84V83H207ZM217 84V83H216ZM219 84V83H218ZM217 84V85H218ZM16 85V84H15ZM14 85V86H15ZM24 85V84H23ZM29 85H32V84H29ZM68 85H66V86H64L63 85V87H67ZM114 85V84H113ZM127 85V84H126ZM137 85V84H136ZM170 85V84H169ZM173 85V84H172ZM183 85V84H182ZM196 85V84H195ZM201 85V84H200ZM264 85V84H263ZM12 86V85H11ZM13 86V87H14ZM17 86V85H16ZM19 86V85H18ZM35 86V85H34ZM98 86H100V85H98ZM106 86H108V84L106 85ZM161 86V85H160ZM167 86V85H166ZM184 87H186L185 85H183ZM209 86V85H208ZM216 86V85H215ZM260 86V85H259ZM262 86V85H261ZM12 87V88H13ZM113 87V86H112ZM121 87V86H120ZM123 87V86H122ZM130 87H131V85H130ZM134 87V86H133ZM132 87V88H133ZM136 87V86H135ZM138 87V86H137ZM153 87V86H152ZM163 87V86H162ZM175 87V86H174ZM197 87V86H196ZM210 87V86H209ZM18 88V87H17ZM36 88H38V87H36ZM39 88H40V86H39ZM111 88V87H110ZM114 88V87H113ZM128 88V87H127ZM127 88L125 89V90H127ZM131 88V89H132ZM143 88V87H142ZM173 88V87H172ZM187 88H189V87H187ZM25 89V88H24ZM23 89V90H24ZM40 89H42V88H40ZM44 89V88H43ZM156 90H157V88H155ZM182 89V88H181ZM186 89V88H185ZM194 89V88H193ZM253 90H254V88H252ZM260 89V88H259ZM22 90V91H23ZM33 90H35V89H33ZM32 90V91H33ZM103 90V89H102ZM111 90H112V88H111ZM110 90V91H111ZM123 90V89H122ZM122 90H121V92H122ZM174 90V89H173ZM187 90V89H186ZM185 90V91H186ZM201 90V89H200ZM203 90V89H202ZM206 90V89H205ZM210 90V89H209ZM249 90V89H248ZM63 91V90H62ZM175 91V90H174ZM178 91V90H177ZM218 91H220L219 89H218ZM233 91H234V89H233ZM10 92V91H9ZM25 92V91H24ZM31 92V91H30ZM43 92V91H42ZM155 92V91H154ZM235 92V91H234ZM244 92H245V90H244ZM36 94L37 93H41V90H40V92H39V90H38V92H37V89H36V92H35ZM34 93V94H35ZM57 93H59V91H57V92H53L52 93V96H50V97H47L46 98V100H45V102H44V104L47 102V99H48V101L50 100V99H52V98H54L56 95H57ZM65 96H64V98L66 97V99H67V96L66 95H68L67 94V92H66V90H65ZM119 93H120V91H119ZM122 93H124V92H122ZM219 93V92H218ZM246 93V92H245ZM253 93H254V91H253ZM33 94V93H32ZM35 94V95H36ZM131 94V93H130ZM193 94H194V92H193ZM201 94V93H200ZM211 94V93H210ZM248 94H250V93H247V95ZM34 95V97L37 99V96H35ZM64 95V94H63ZM71 95V94H70ZM198 95H199V93H198ZM204 95V94H203ZM212 95V94H211ZM210 95V96H211ZM243 95H245V94H243ZM261 95V94H260ZM21 96V95H20ZM124 96V95H123ZM128 96V95H127ZM131 96V95H130ZM186 96V95H185ZM188 96V95H187ZM194 96V95H193ZM192 96V97H193ZM200 96V95H199ZM214 96V95H213ZM24 97V96H23ZM28 97V96H27ZM218 97V96H217ZM226 97V96H225ZM236 97V96H235ZM119 98H121V97H119ZM194 98V97H193ZM214 98V97H213ZM212 98V99H213ZM222 98V97H221ZM246 98V97H245ZM255 98V97H254ZM24 99V98H23ZM26 99H28V98H26L25 97V100ZM38 99H39V97H38ZM70 99H72L71 97H70ZM126 99V98H125ZM192 99V98H191ZM196 99V98H195ZM238 99V98H237ZM263 99V98H262ZM21 100V101H20ZM29 100V99H28ZM27 100V101H28ZM53 100V99H52ZM51 100V101H52ZM65 100V99H64ZM186 100V99H185ZM201 100V99H200ZM222 100V99H221ZM235 100V99H234ZM247 100H248V98H247ZM252 100V99H251ZM255 100H257V99H255ZM44 101V100H43ZM103 101V100H102ZM128 101V100H127ZM195 101V100H194ZM205 101V100H204ZM63 102H65V101H63ZM175 102V101H174ZM179 102V101H178ZM186 102H188V101H186ZM192 102V101H191ZM218 102H220V101H218ZM252 102V101H251ZM23 103V102H22ZM49 103V102H48ZM184 103H185V101H184ZM204 103V102H203ZM41 105V104H40ZM55 105V104H54ZM65 105H67V104H65ZM173 105V107H174V103L172 104ZM188 105V104H187ZM194 105V104H193ZM192 105V106H193ZM249 105V104H248ZM41 106H44L43 104L41 105ZM56 106V105H55ZM114 106V105H113ZM38 107V106H37ZM178 107V106H177ZM186 107V106H185ZM187 107H189V106H187ZM197 107V106H196ZM195 107V108H196ZM203 107V106H202ZM219 107V106H218ZM232 107V106H231ZM36 108V107H35ZM183 108V107H182ZM230 108V107H229ZM188 109V108H187ZM193 109V108H192ZM231 109V108H230ZM229 109V110H230ZM235 109V108H234ZM172 110V109H171ZM185 110V109H184ZM218 110V109H217ZM219 110H220V108H219ZM248 110V109H247ZM34 111V110H33ZM178 111V110H177ZM225 111V110H224ZM192 112V111H191ZM196 112V111H195ZM194 112V113H195ZM199 112V111H198ZM250 112V111H249ZM72 113H75V116H73L72 115ZM179 113V112H178ZM185 113V112H184ZM218 113V112H217ZM220 113V112H219ZM37 114V113H36ZM66 114V115H65ZM88 115L87 117H84L83 119H82V121L80 122V123H77V120H78V118H79V116H81V115ZM198 114V113H197ZM201 114V113H200ZM190 115V114H189ZM191 115H192V113H191ZM70 116V117H69ZM122 116H124V115H122ZM201 116H202V114H201ZM76 117V118H75ZM83 117V116H82ZM11 118V119H10ZM19 119V120H14V119ZM131 118V117H130ZM126 119V118H125ZM124 119V120H125ZM197 119V118H196ZM120 120V119H119ZM261 121H263L262 120V117H261ZM260 121V122H261ZM128 122V121H127ZM109 123V122H108ZM184 123V122H183ZM39 124V125H38ZM40 124H42V125H40ZM179 124H182V123H179ZM186 125V124H185ZM117 126H118V124H117ZM180 126V125H179ZM156 127V126H155ZM164 127V126H163ZM118 128V127H117ZM161 128H162V126H161ZM169 128V127H168ZM125 129V128H124ZM157 129V128H156ZM179 129V128H178ZM12 130V129H11ZM113 130V129H112ZM115 130V132L117 133V131H116V129H114ZM130 130V129H129ZM163 130V129H162ZM261 130H262V128H261ZM155 131V130H154ZM160 132H162L161 130H159ZM158 131V132H159ZM177 131V130H176ZM114 132V131H113ZM112 132V133H113ZM115 132H114V134H115ZM169 132V131H168ZM110 133V132H109ZM170 133V132H169ZM169 133H167V134H169ZM185 133V132H184ZM117 134H119V133H117ZM155 134V133H154ZM161 133H159V135H160ZM258 134V133H257ZM70 135H75V142L77 143V144H80V143H85V145H86V148L85 149H88V158L87 159H85V160H87L86 162H87V164H89L90 166H91V171L89 172L90 174H89V180L88 181H90V182H92V184L94 185V186H96V189H90L91 191H90V193H86L85 192V190H84V187H83V183H82V181H80L79 180V177H78V173H77V169L75 170V168H73V165L71 164V162H70V160H69V158H68V156H67V154H66V152H65V144L64 143H66V141H65V138H67L68 139V137L70 136ZM112 135V134H111ZM110 135V136H111ZM120 135V134H119ZM159 135H156V136H159ZM184 135V134H183ZM258 135H261V134H258ZM165 136V135H164ZM167 136V135H166ZM169 136V135H168ZM171 136V135H170ZM28 137V138H29ZM154 138V137H153ZM171 138V137H170ZM245 138V137H244ZM74 139H73V141H74ZM128 140H130L129 138H127ZM169 139V138H168ZM179 139V138H178ZM259 139V138H258ZM264 139V138H263ZM37 140H35V141H37ZM170 140V139H169ZM40 141V140H39ZM143 141V140H142ZM157 141H159V140H157ZM164 141V140H163ZM260 141H263V140H260ZM169 142V141H168ZM178 142V141H177ZM39 143V142H38ZM41 143V142H40ZM39 143V144H40ZM76 143H75V146H76ZM159 143V142H158ZM160 143H161V141H160ZM159 143V144H160ZM252 143V142H251ZM38 144V145H39ZM142 144V143H141ZM164 144V143H163ZM258 144V143H257ZM33 145V144H32ZM102 145V144H101ZM100 145V146H101ZM176 145V144H175ZM181 145V144H180ZM33 146H35V145H33ZM32 146V147H33ZM80 146V145H79ZM103 146V145H102ZM102 146H101V152H102V155H103V157H104V159H105V161H106V163L109 165V167L110 168H112L113 170H115V171H117V172H119V173H121V174H123L125 177H127V179H129V181L131 182V185H132V187H133V189L136 191V192H138V193H140L141 195H143L144 197H145V199L148 201V203L151 205V207L168 223V224H170L171 226H173V227H176V228H179V229H181L182 231H184V229L182 228V226L179 224V222L177 223V221H178V216H177V220L175 221L174 219L175 218H173L172 219V216H169V215H172L171 213L173 212V210H172V212L171 213H169V212H166V209L164 210L162 207L164 206L161 202H162V200L160 201H158V195H156V193L154 192H152V189H148L149 187H146L145 186V184H140V182H137V180H135V179H133V177H132V174L133 173H131L132 171L131 170H128V168H127V166H126V168H122V166H120L121 164H119L120 162L118 161V163L116 162V161H112V160H110L106 155H105V153L103 152V148H102ZM245 147V146H244ZM40 148V147H39ZM167 148H170V147H167ZM187 148V147H186ZM37 149V148H36ZM140 149V148H139ZM39 150H41V149H39ZM73 150V149H72ZM78 150V149H77ZM77 150H76V152H77ZM83 150V149H82ZM141 150V149H140ZM187 151V150H186ZM185 151V152H186ZM80 152V151H79ZM262 152V151H261ZM37 153V152H36ZM38 153H39V151H38ZM37 153V154H38ZM142 153V152H141ZM159 153V152H158ZM170 153V152H169ZM204 153V152H203ZM76 154V153H75ZM151 154V153H150ZM175 154V153H174ZM187 154V153H186ZM143 155H144V152H143ZM148 155V154H147ZM169 156V155H168ZM81 157V156H80ZM142 157V156H141ZM122 158V157H121ZM121 158H120V160H121ZM150 158V157H149ZM142 159V158H141ZM151 159V158H150ZM175 159V158H174ZM177 159V158H176ZM43 160H45L44 158H43ZM129 160V159H128ZM131 160V159H130ZM134 160V159H133ZM164 160V159H163ZM167 161V160H166ZM171 161H173V160H171ZM39 162H40V157H39ZM132 162V161H131ZM150 162V161H149ZM205 162V161H204ZM133 163H135L134 161H133ZM132 163V164H133ZM151 163V162H150ZM174 162H172V164H173ZM131 164V165H132ZM154 164V163H153ZM170 164V163H169ZM179 164V163H178ZM136 165V164H135ZM145 165H147V164H145ZM87 166V165H86ZM144 166V165H143ZM150 166V165H149ZM152 166V165H151ZM180 166V165H179ZM43 167V166H42ZM88 167V166H87ZM134 168H135V166H133ZM154 167V166H153ZM169 167V166H168ZM262 167V166H261ZM85 168V167H84ZM46 169V168H45ZM130 169V168H129ZM136 169H138V168H136ZM136 169H134V170H136ZM84 171V170H83ZM264 171V170H263ZM135 172V171H134ZM137 172V171H136ZM260 172V171H259ZM161 173H162V171H161ZM178 173V172H177ZM54 174V175H53ZM260 174H262V173H260ZM264 175V174H263ZM52 176H54V178L52 179ZM85 176V175H84ZM137 176V175H136ZM136 176H135V178H136ZM152 176V175H151ZM178 176V175H177ZM254 176V175H253ZM83 177V176H82ZM255 177V176H254ZM138 178V177H137ZM156 178V177H155ZM161 178V177H160ZM164 178V177H163ZM83 179V178H82ZM146 179V178H145ZM162 179V178H161ZM178 179V178H177ZM254 179V178H253ZM148 180V179H147ZM165 180V179H164ZM180 180V179H179ZM55 181V180H54ZM57 181V180H56ZM56 181H55V183H56ZM141 181V180H140ZM146 181V180H145ZM159 181V180H158ZM262 181V180H261ZM48 182V181H47ZM147 182V181H146ZM160 182V181H159ZM168 182V181H167ZM40 183V182H39ZM59 183V182H58ZM89 183V182H88ZM156 183V182H155ZM160 183H162V182H160ZM164 183V182H163ZM261 183V182H260ZM42 184V183H41ZM157 184V183H156ZM51 186H52V183L50 184ZM147 185V184H146ZM56 186L57 185H55V188H56ZM93 186V187H94ZM161 186V185H160ZM43 188H44V186H43ZM52 188V187H51ZM53 188H54V185H53ZM157 188V187H156ZM57 190H58V187L56 188ZM62 189V188H61ZM65 189V190H66ZM108 189V188H107ZM64 190V191H65ZM66 190V191H67ZM153 190H155V188L153 189ZM59 191V190H58ZM57 191V192H58ZM61 191V190H60ZM89 191V190H88ZM100 191H102L101 189H100ZM110 191V190H109ZM155 191H157V190H155ZM44 192V191H43ZM56 192V191H55ZM172 192V191H171ZM175 192H177V191H175ZM45 193V192H44ZM101 193V192H100ZM158 193H160V192H158ZM166 193H167V191H166ZM170 193V192H169ZM262 193V192H261ZM260 193V194H261ZM53 194H54V192H53ZM61 194V193H60ZM59 194V195H60ZM66 194V193H65ZM98 194H99V192H98ZM111 194V193H110ZM113 195V194H112ZM164 195V194H163ZM162 195V196H163ZM166 195V194H165ZM57 196V195H56ZM62 196V195H61ZM114 196H116V194L114 195ZM173 196V195H172ZM54 197V196H53ZM66 197H67V195H66ZM117 197V196H116ZM261 197V196H260ZM55 198V197H54ZM102 198V197H101ZM114 198V197H113ZM118 198H120V197H117V200H118ZM163 198H164V196H163ZM180 198V197H179ZM48 199V198H47ZM52 199V198H51ZM92 199H93V201H92ZM96 199V198H95ZM170 199V198H169ZM173 199V198H172ZM184 199V198H183ZM113 200H115V199H113ZM178 200V199H177ZM180 200V199H179ZM48 201V200H47ZM70 201H69V203H70ZM96 201H97V199H96ZM165 201V200H164ZM170 201V200H169ZM183 201V200H182ZM181 201V202H182ZM93 202V203H92ZM99 202V201H98ZM159 202L161 203V206H160V204H159ZM48 203V202H47ZM193 203V202H192ZM261 203H263L262 201H261ZM66 204H67V202H66ZM104 204V203H103ZM168 204V203H167ZM176 204V203H175ZM185 204V203H184ZM71 205H69V206H71ZM98 205V206H97ZM178 205V204H177ZM186 205V204H185ZM197 205V204H196ZM264 205V204H263ZM68 206V205H67ZM68 206V207H69ZM166 206H168V205H166ZM244 206V205H243ZM111 207V206H110ZM170 207V206H169ZM175 207V206H174ZM173 207V208H174ZM185 207H187V205L185 206ZM191 207H192V205H191ZM237 207V206H236ZM262 207V206H261ZM66 208V207H65ZM100 208V207H99ZM177 208H178V206H177ZM244 208V207H243ZM175 209V208H174ZM190 209V208H189ZM245 209V208H244ZM65 210H67V209H65ZM112 210H114L113 208H112ZM118 210V209H117ZM185 210V209H184ZM192 210V209H191ZM237 210H239V209H237ZM241 210V209H240ZM69 211H70V209H69ZM99 211H102L101 210V208H100V210ZM182 211V210H181ZM190 211V210H189ZM196 211H197V209H196ZM195 211V212H196ZM228 211H230V210H228ZM120 212H122V211H120ZM184 212V211H183ZM183 212H181V213H183ZM244 212V211H243ZM63 213H65V212H63ZM67 213V212H66ZM74 213V214H75ZM102 213V212H101ZM101 213H99L100 215H101ZM169 215H168V214ZM177 213H180V212H177ZM122 214V213H121ZM185 214V213H184ZM187 214H189V213H186V215ZM196 214V213H195ZM236 214V213H235ZM114 215V214H113ZM123 215V214H122ZM228 215V214H227ZM229 215H230V213H229ZM237 215V214H236ZM65 217H67L66 216V214L64 215ZM115 216V215H114ZM180 216V215H179ZM184 216V215H183ZM198 216V215H197ZM197 216H195L196 218H197ZM71 217H72V215H71ZM112 217V216H111ZM171 217V218H170ZM187 217V216H186ZM201 217V216H200ZM199 217V218H200ZM230 217V216H229ZM228 217V218H229ZM235 217V216H234ZM124 218V219H125ZM195 218V219H196ZM198 218V219H199ZM231 218V217H230ZM229 218V219H230ZM66 219V218H65ZM68 219V218H67ZM180 219V218H179ZM183 219V218H182ZM186 219V218H185ZM69 220V219H68ZM73 220H74V217H73ZM77 220V219H76ZM80 220H82V221H80ZM106 220V219H105ZM127 220V219H126ZM184 220V219H183ZM232 220H234L233 218H232ZM236 220V219H235ZM119 221V220H118ZM186 221V220H185ZM198 221V220H197ZM75 222V221H74ZM102 222H103V225H102ZM107 222V221H106ZM181 222H182V220H181ZM215 222V221H214ZM236 222V221H235ZM238 222V221H237ZM89 223V224H88ZM190 223H192V222H189V224ZM194 223H196L197 224V222H194ZM199 225H200V220H199ZM79 224V223H78ZM86 224V225H85ZM107 224V223H106ZM187 224V223H186ZM72 225V224H71ZM80 225V224H79ZM78 225V226H79ZM90 225V226H89ZM183 225V224H182ZM215 225V224H214ZM75 226V225H74ZM184 227H185V225H183ZM192 226V225H191ZM194 226H196V225H194ZM198 226V225H197ZM196 226V227H197ZM71 227H73V226H71ZM90 227H91V229H90ZM111 227V226H110ZM209 227V226H208ZM207 227V228H208ZM74 228V227H73ZM76 228V227H75ZM192 228V227H191ZM210 228V227H209ZM212 228V227H211ZM137 229V230H138ZM152 229V230H151ZM114 230V229H113ZM124 230V229H123ZM132 230V229H131ZM134 230H136V229H134ZM213 230V229H212ZM115 231V230H114ZM190 231V230H189ZM206 231V230H205ZM208 231H210V230H208ZM132 232V231H131ZM136 232V234L138 233L139 234V232H137V231H135ZM153 232V233H154ZM186 234H187V236L189 237V239L191 240V242L193 243V245L196 247V248H198L199 250H201V251H203V253H205V255L209 258V260H210V262H211V264H214L213 262L214 261H216L217 259H213L210 255L211 254H209L208 252H209V250L210 249H212V246H211V248L210 249H208V252L206 251V248H204V250L201 248L202 247V244L201 243H198V244H200L201 245V247L200 246H198L197 244H196V241L195 240H193L192 238H191V236L189 235V233H188V229H187V231L185 230L184 231ZM79 233V232H78ZM119 233H120V231H119ZM157 233V234H158ZM191 233V232H190ZM192 233H194V232H192ZM198 233V232H197ZM202 233V232H201ZM215 233V232H214ZM84 234V233H83ZM112 234V233H111ZM114 234H115V232H114ZM134 234V233H133ZM143 233H141V235H142ZM146 234V233H145ZM203 234V233H202ZM151 235V234H150ZM191 235H193V234H191ZM195 236L196 235H198V234H194ZM193 235V236H194ZM200 235V234H199ZM212 235V234H211ZM210 235V236H211ZM242 235V234H241ZM78 236H80V235H78ZM86 236V235H85ZM143 236V235H142ZM141 236V237H142ZM145 236V235H144ZM143 236V237H144ZM154 236V235H153ZM202 236V235H201ZM201 236H196V238H199V239H201L200 237ZM244 236V235H243ZM68 237V236H67ZM89 237H87L86 236V238H89ZM95 237V238H94ZM142 237V238H143ZM251 237V236H250ZM132 238V237H131ZM76 239V238H75ZM116 239V238H115ZM134 239V238H133ZM146 239V238H145ZM154 239V238H153ZM160 239H162V238H160ZM159 239V240H160ZM165 239H167V238H165ZM169 239L170 238H168L167 240L169 241ZM198 239V240H199ZM210 239V238H209ZM80 240V239H79ZM151 240V239H150ZM150 240H148V241H150ZM156 240H157V237H156ZM164 240V239H163ZM162 240V241H163ZM197 240V239H196ZM62 241V240H61ZM87 241V240H86ZM87 241V242H88ZM147 241V240H146ZM146 241H144V243L146 242ZM158 241V240H157ZM173 241V240H172ZM199 241H201V240H199ZM202 241H203V239H202ZM120 242V241H119ZM159 242V241H158ZM165 242H167V241H165ZM164 242V243H165ZM60 243V242H59ZM67 243V242H66ZM150 243V242H149ZM163 243V242H162ZM170 243V245H171V242H169ZM173 243L174 242H172V245H171V248H172V246H174V245H176L175 243H174V245H173ZM213 243V242H212ZM255 243H257V242H255ZM42 244H43V242H42ZM41 244V245H42ZM90 244V243H89ZM116 244V243H115ZM146 244H148V243H146ZM145 244V245H146ZM160 244H161V241H160ZM211 244V243H210ZM251 244H253V243H251ZM87 245V244H86ZM118 245V244H117ZM121 245V244H120ZM151 245H152V243H151ZM150 245V246H151ZM156 245H157V243H156ZM169 245V244H168ZM215 245V244H214ZM219 245V244H218ZM44 246V245H43ZM77 246V245H76ZM142 246H144V245H142ZM147 246V245H146ZM149 246V245H148ZM154 246V245H153ZM163 246V245H162ZM166 246V245H165ZM177 246V245H176ZM175 246V247H176ZM217 246V245H216ZM91 247V246H90ZM92 247H93V245H92ZM115 247V246H114ZM136 247V246H135ZM145 247V246H144ZM144 247H142V248H144ZM164 247V246H163ZM73 248V247H72ZM71 248V249H72ZM83 248V247H82ZM124 248V247H123ZM134 248V247H133ZM160 248H162V247H160ZM165 248V247H164ZM169 248V247H168ZM177 248V247H176ZM176 248H175V251H176ZM218 248V247H217ZM243 248H245V247H243ZM75 249V248H74ZM86 249H88V248H86ZM89 249H91V248H89ZM137 249V248H136ZM146 249V248H145ZM170 249V248H169ZM174 249V248H173ZM64 250V249H63ZM180 250V249H179ZM212 250H214V248L212 249ZM71 251H73V250H71ZM75 251V250H74ZM87 251V250H86ZM118 251V250H117ZM158 251V250H157ZM174 251V250H173ZM184 251V252H183ZM251 251V250H250ZM253 251V250H252ZM152 252H153V250H152ZM178 252H180V251H178ZM212 252V251H211ZM220 252V251H219ZM222 252V251H221ZM79 253V252H78ZM140 253V252H139ZM146 253V252H145ZM148 253V252H147ZM150 253V252H149ZM158 253V252H157ZM161 253V252H160ZM170 253H171V251H170ZM174 253V252H173ZM177 253V252H176ZM214 253H215V251H214ZM218 253V252H217ZM252 253V252H251ZM96 254V253H95ZM122 254H124V253H122ZM150 254H152V253H150ZM175 254V253H174ZM213 254V253H212ZM220 254V253H219ZM235 254L237 255V252H235ZM235 254L233 255V256H235ZM247 254H250V253H247ZM255 254H257L258 255V253H255ZM144 255V254H143ZM155 255V254H154ZM172 255V254H171ZM183 255V254H182ZM181 255V256H182ZM250 255H253V254H250ZM250 255H249V257H250ZM67 256H69V255H67ZM83 256V255H82ZM93 256H95V255H93ZM119 256V257H118ZM138 256V255H137ZM141 256V255H140ZM146 256H147V254H146ZM149 256V255H148ZM174 256V255H173ZM177 256V255H176ZM187 256V257H188ZM213 256H216L217 258H218V256H217V254L216 255H213ZM241 256V255H240ZM244 256H245V258L246 259H242V260H246V261H248V257H247V255L246 254H244ZM244 256H243V258H244ZM80 257H81V255H80ZM144 257V256H143ZM150 257V256H149ZM156 257V256H155ZM172 257V256H171ZM220 257H222V255H220ZM237 257V256H236ZM236 257H231V258H235L236 259ZM256 257V256H255ZM254 257V258H255ZM152 258H154V257H152ZM151 258V259H152ZM176 259L178 258V256L177 257H175ZM175 258H174V260H175ZM180 258V257H179ZM225 258V257H224ZM240 257H238L237 259H239ZM250 258H252L253 259V257H250ZM62 259V258H61ZM72 259V258H71ZM84 259V258H83ZM82 259V260H83ZM97 259V258H96ZM124 259V258H123ZM142 259V258H141ZM154 259H156V258H154ZM154 259H153V261H154ZM159 259V258H158ZM162 259V258H161ZM165 259V258H164ZM163 259V260H164ZM172 259V258H171ZM183 259V258H182ZM187 259H189V258H187ZM219 259V258H218ZM223 259V258H222ZM236 259V260H237ZM251 259V260H252ZM258 259V258H257ZM73 260V259H72ZM92 260H94V259H92ZM100 260V259H99ZM192 260H190V262L192 261ZM234 261L233 262V260H232V264H243V263H246L245 261H240V260H237V261ZM1 261V260H0ZM10 261V260H9ZM21 261V260H20ZM68 261V260H67ZM122 261V262H121ZM161 261V260H160ZM159 261V262H160ZM168 261V260H167ZM176 261V260H175ZM194 261H192V262H194ZM218 261V260H217ZM220 259H219V263H220ZM223 261H225V260H223ZM262 261V260H261ZM12 262V261H11ZM24 262V261H23ZM96 262H98V261H96ZM177 262V261H176ZM181 262V261H180ZM183 262V261H182ZM189 262V261H188ZM10 263V262H9ZM65 263V262H64ZM71 263H72V261H71ZM75 263V262H74ZM73 263V264H74ZM80 263H81V261H80ZM129 264V261H125L124 262V264ZM169 263V262H168ZM184 264H185V261L183 262ZM247 263H249V262H247ZM250 263H251V261H250ZM254 263V262H253ZM8 264V263H7ZM78 264V263H77ZM94 264V263H93ZM145 264V263H144ZM157 264H158V262H157ZM160 264V263H159ZM173 264H175L174 263V261H173ZM177 264V263H176ZM190 264V263H189ZM221 264H222V262H221ZM252 264V263H251Z\"/></svg>","mask_w":264,"mask_h":264},{"label":"water","instance_id":"water-1","mask_svg":"<svg viewBox=\"0 0 264 264\" xmlns=\"http://www.w3.org/2000/svg\"><path fill=\"white\" fill-rule=\"evenodd\" d=\"M83 2V0H77L73 6L65 12V14L60 18L59 20V26L63 32V34L65 35L66 38V43H67V49H68V53L71 59V63L72 66L74 68V71L81 83V86L87 96V99L90 103L92 112H93V134L91 135L92 139H93V146H94V151L97 157V160L101 166V168L103 169V171L113 180H115L116 182H118L121 187H123V189L125 190V192L134 200H136L137 202L140 203V205L144 208V210L153 218V220L165 231L177 236L178 238L181 239L183 245L187 248V250L193 254L194 256H196L197 258H199L201 260V262L203 264H211L209 258L205 255V253H203V251L199 250L198 248H196L193 243L191 242V240L189 239V237L187 236V234L182 231L179 228L173 227L170 224H168L152 207L151 205L148 203V201L145 199V197L143 195H141L140 193L136 192L132 185L131 182L129 181V179H127V177H125L123 174L113 170L112 168L109 167V165L106 163L102 152H101V147H100V139H99V130H100V112H99V108L97 106V103L95 101V98L93 96V94L91 93V90L89 89V86L87 85V82L85 81L83 74L79 68V65L77 63L76 57H75V52H74V48H73V43H72V39H71V34L67 28V21L69 19V17L78 9V7L81 5V3ZM2 125H6V126H26V125H31L30 123H0V126ZM39 125V124H38ZM42 125V124H40ZM48 132L51 141L53 143V146L57 152V155L59 157V160L61 162V165L70 181V184L83 208V211L92 227V230L95 234V237L99 243V245L101 246L104 255L108 261L109 264H115V262L113 261V258L103 240V237L91 215V212L89 211V208L87 207V204L83 198V195L81 194V191L79 190V187L60 151V149L58 148V145L50 131V129L48 127H46L45 125H42Z\"/></svg>","mask_w":264,"mask_h":264}]
</instances>
